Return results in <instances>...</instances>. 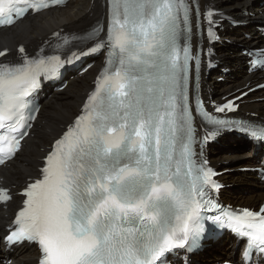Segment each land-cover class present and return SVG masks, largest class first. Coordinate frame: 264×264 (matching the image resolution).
<instances>
[{"label":"snow or ice","instance_id":"1","mask_svg":"<svg viewBox=\"0 0 264 264\" xmlns=\"http://www.w3.org/2000/svg\"><path fill=\"white\" fill-rule=\"evenodd\" d=\"M196 3L109 0L107 34L88 33L91 47L77 46L67 58L41 50L25 54L22 63L0 64V151L10 158L26 134L12 133L33 118L24 115V97L39 76L103 47L110 53L83 114L56 141L42 178L22 193L24 207L5 237L9 247L38 244L40 264H168L181 250L201 247V225L219 208L212 221L222 228L227 218L231 230L247 237L241 264H252V254L264 258V207L226 210L211 194L220 186L205 157L207 145L233 132L264 141V125L229 117L238 107L233 100L207 111L190 92L189 61L197 75L201 64L189 47L191 18L197 28L207 20L212 43L222 15L214 8L202 13ZM49 6L45 0H0V26ZM0 196L10 199L7 190Z\"/></svg>","mask_w":264,"mask_h":264},{"label":"bare ground","instance_id":"2","mask_svg":"<svg viewBox=\"0 0 264 264\" xmlns=\"http://www.w3.org/2000/svg\"><path fill=\"white\" fill-rule=\"evenodd\" d=\"M253 0H201L203 3L210 4L215 8H219L234 16L241 24L238 29L229 31L226 26L222 31V38L230 40V44L222 43L216 51L217 59L220 64L218 68L212 71L211 75L203 80L205 88V96L211 97L213 101H218L221 96L235 91V89L251 82L257 74L249 73L247 68H241V56L239 47L250 46L253 40H262L253 32L255 26L264 24V4L253 7ZM100 0H74L68 3L64 8L41 12L36 16H27L22 22L8 29L0 30V51L9 50L8 57H13L16 53L18 45L26 46L27 50H35L40 41L46 39L49 35L56 31H61L60 34L72 33L87 27L93 21L98 19L103 13ZM253 32L252 36L247 38ZM7 57V58H8ZM102 59H97L94 67L91 68L84 78L70 83L61 93L47 92L42 99V110L40 119L35 123L32 136L28 137L25 142V147L15 156L14 160L0 168V186L9 188L11 191H17L22 183L30 177H36L37 168L41 165V159L47 151V147L55 138L64 130L65 126L71 122L74 115L79 111L84 97L91 88L90 82L93 81L94 75L101 66ZM223 67L228 71L234 72V79H225V82L216 83L222 73L219 68ZM71 76L74 75L70 74ZM247 99L243 105V110L249 113H257L264 118V104L249 102ZM254 152V154H253ZM263 152L258 149H249V151H237L235 153H212L210 163L214 166L224 165V169L237 171L241 167V162H246L247 165L259 162V156ZM226 184H252L254 191H247L243 195H238L229 200H224L226 203L234 202L235 206L259 204L264 201V184L255 183L254 177L243 176L238 172L231 175L221 176ZM258 186H256L255 184ZM225 194H227L226 191ZM227 199L229 196L226 197ZM18 198L13 197L12 201L6 205V208L0 207V235L4 234L5 226L9 225V218L13 211L18 208ZM233 240L225 235L205 257L213 261L234 254ZM229 243H232L228 246ZM3 244L0 243V253L3 250ZM11 264H35L36 252L33 246L30 248L22 246L13 248L11 254ZM0 264H3L0 261Z\"/></svg>","mask_w":264,"mask_h":264},{"label":"rangeland","instance_id":"3","mask_svg":"<svg viewBox=\"0 0 264 264\" xmlns=\"http://www.w3.org/2000/svg\"><path fill=\"white\" fill-rule=\"evenodd\" d=\"M256 0H253L252 1V3L253 2H255ZM228 15H231V14H229V13H227ZM245 48V46H241V48L240 49H244ZM233 72V71H232ZM233 74H234V72H233ZM224 80L225 79H229L228 77H226V78H223ZM261 95H264V94H260V93H256V92H254V93H251V95H248L246 98H244L243 100H246L247 98L249 99V98H255V97H260ZM263 97V96H262ZM253 100V99H252ZM257 103H259V104H261V103H263L264 104V101H258ZM256 114V119H260L261 117L260 116H258V114L257 113H255ZM240 146V148L241 147H243L242 145H239ZM237 151H244V149H240V150H237ZM243 166L244 165H247L246 164V162H243V164H242ZM234 172H232V173H227V174H225V175H223V176H226V175H231V174H233ZM256 183V182H255ZM254 183V184H255ZM256 186H258L257 184H255ZM232 186V190H234V191H236V195H232V194H229V198L227 199L226 198V200H229V199H231V198H233V197H236V196H238V195H243V194H245L247 191H254V186L252 185V184H249V185H245V184H238V185H231ZM0 237H1V235H0ZM0 243H1V241H0ZM1 257V256H0Z\"/></svg>","mask_w":264,"mask_h":264},{"label":"water","instance_id":"4","mask_svg":"<svg viewBox=\"0 0 264 264\" xmlns=\"http://www.w3.org/2000/svg\"><path fill=\"white\" fill-rule=\"evenodd\" d=\"M258 1H262V0H258Z\"/></svg>","mask_w":264,"mask_h":264}]
</instances>
